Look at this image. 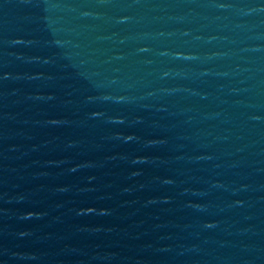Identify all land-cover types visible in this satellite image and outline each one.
<instances>
[{"label":"water","instance_id":"obj_1","mask_svg":"<svg viewBox=\"0 0 264 264\" xmlns=\"http://www.w3.org/2000/svg\"><path fill=\"white\" fill-rule=\"evenodd\" d=\"M0 264H264V0H0Z\"/></svg>","mask_w":264,"mask_h":264}]
</instances>
